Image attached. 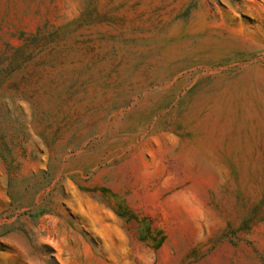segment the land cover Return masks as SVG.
Listing matches in <instances>:
<instances>
[{
  "label": "rangeland",
  "instance_id": "obj_1",
  "mask_svg": "<svg viewBox=\"0 0 264 264\" xmlns=\"http://www.w3.org/2000/svg\"><path fill=\"white\" fill-rule=\"evenodd\" d=\"M0 264H264V0H0Z\"/></svg>",
  "mask_w": 264,
  "mask_h": 264
}]
</instances>
